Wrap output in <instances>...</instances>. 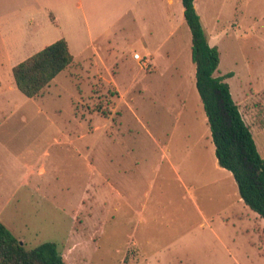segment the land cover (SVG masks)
<instances>
[{"label": "rangeland", "instance_id": "rangeland-1", "mask_svg": "<svg viewBox=\"0 0 264 264\" xmlns=\"http://www.w3.org/2000/svg\"><path fill=\"white\" fill-rule=\"evenodd\" d=\"M39 1L0 0V221L67 264H264V218L217 165L182 0H121L89 24ZM195 7L264 157V0ZM62 37L74 62L26 96L13 67Z\"/></svg>", "mask_w": 264, "mask_h": 264}, {"label": "trees", "instance_id": "trees-1", "mask_svg": "<svg viewBox=\"0 0 264 264\" xmlns=\"http://www.w3.org/2000/svg\"><path fill=\"white\" fill-rule=\"evenodd\" d=\"M196 0H182L193 41L197 87L208 115L221 167L237 180L244 202L264 218V157L251 127L233 98L226 76H218L220 52L212 46L195 7ZM74 62L65 38L47 45L13 67L17 87L28 97L39 96L51 81ZM0 264H67L56 243L28 249L0 221Z\"/></svg>", "mask_w": 264, "mask_h": 264}, {"label": "crops", "instance_id": "crops-1", "mask_svg": "<svg viewBox=\"0 0 264 264\" xmlns=\"http://www.w3.org/2000/svg\"><path fill=\"white\" fill-rule=\"evenodd\" d=\"M34 1L37 2V5H40L39 7H41V3L39 0H34ZM56 1H57V3H55L54 6H52V5L47 6L46 5V8L52 11L51 16L56 20V22H57V20L61 19V14H64L66 19L71 20V22H76L78 19L81 18V19H83V21L86 22V24H89L90 18L93 17L97 13V11H99V10H102V12H104L105 14L114 15L116 12L117 3H118V1H121V0H100V2H99V0H86L87 4H85L84 0H75L76 2L78 1L77 3H75L76 12L74 10L75 7H72L71 4L69 5L70 1H73V0H56ZM53 8L55 10L60 11V13H58V11H55ZM41 9H42V7H41ZM31 18H33V16ZM62 38H65V37H62ZM66 40L68 41V39H66ZM255 96H256L255 92L250 91V94L245 99V101L251 102ZM263 131H264V128H263ZM217 165H219V161H218ZM242 200H243V198H242ZM262 229L264 232V224L262 226ZM261 233L262 232L260 230H258L257 235H258L259 244L261 243V239H262ZM258 249H259L258 250L259 253L255 254V259L258 262H261L262 259L264 258V253L261 252L260 246L258 247Z\"/></svg>", "mask_w": 264, "mask_h": 264}, {"label": "built area", "instance_id": "built-area-1", "mask_svg": "<svg viewBox=\"0 0 264 264\" xmlns=\"http://www.w3.org/2000/svg\"><path fill=\"white\" fill-rule=\"evenodd\" d=\"M135 58L139 59V60H143L142 57L138 54V53H135Z\"/></svg>", "mask_w": 264, "mask_h": 264}, {"label": "water", "instance_id": "water-1", "mask_svg": "<svg viewBox=\"0 0 264 264\" xmlns=\"http://www.w3.org/2000/svg\"><path fill=\"white\" fill-rule=\"evenodd\" d=\"M23 243V242H22Z\"/></svg>", "mask_w": 264, "mask_h": 264}]
</instances>
